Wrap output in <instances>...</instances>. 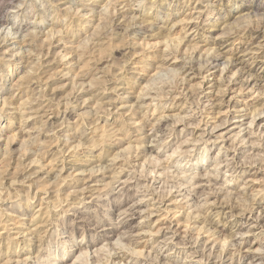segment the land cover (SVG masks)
I'll list each match as a JSON object with an SVG mask.
<instances>
[{"label": "clouds", "instance_id": "obj_1", "mask_svg": "<svg viewBox=\"0 0 264 264\" xmlns=\"http://www.w3.org/2000/svg\"><path fill=\"white\" fill-rule=\"evenodd\" d=\"M5 4L0 264H264V181L246 180L264 174V81L243 64L215 81L227 45H264V0Z\"/></svg>", "mask_w": 264, "mask_h": 264}, {"label": "rangeland", "instance_id": "obj_2", "mask_svg": "<svg viewBox=\"0 0 264 264\" xmlns=\"http://www.w3.org/2000/svg\"><path fill=\"white\" fill-rule=\"evenodd\" d=\"M6 7H10V5H7V4H5L4 6H0V14H3V12L5 11V8ZM197 9H200L201 8V5H196L195 6ZM206 15L207 14H205L204 16H201V20H203V19H205L206 18ZM185 18L186 19H189V17H188V15L187 14H183V15H181V16H179L177 19H179V20H185ZM221 28H223V25H221ZM220 33L219 32H217L216 33V35H219ZM175 35L176 36H179L180 35V33H179V31H177V32H175ZM46 36H48V35H45L44 36V38L40 41V44H41V50H40V52L39 53H37V58L39 59V61H40V64H39V66H37V72H38V74H39V78L40 79H43L45 82H47V76L46 75H44V70L45 69H47V74L48 75H51V73L52 72H54V71H57L58 69H56V68H51V67H49V65H48V61L50 60V59H52L57 53H59L60 51H61V49L57 46V38L53 35L51 38L48 36V37H46ZM252 36H249L248 37V39L247 40H244V41H242L241 43L243 44V47H241V48H244L245 46H249V45H251V43H252V41H254V40H256V39H254V38H251ZM45 38H46V40H45ZM253 39V40H252ZM259 40V39H258ZM46 41V42H45ZM157 41L159 42V40H150V41H148V42H150V43H157ZM86 43V42H85ZM248 44V45H247ZM253 44H255V43H253ZM209 46H212L211 44L209 45ZM213 46H215V45H213ZM230 46H232V45H228L225 49H227V48H229ZM233 47V46H232ZM239 47V46H238ZM237 47V48H238ZM240 48V47H239ZM226 52H228V56H232L233 54L230 52V51H226ZM99 55L102 57L103 55H104V51L103 50H101V52L99 53ZM35 64H36V62H34L33 61V65L35 66ZM0 70H3V72L5 73V75L7 76V74H8V71H9V69L7 68V67H4V66H0ZM37 72H34L33 74H32V76H33V83H35V79H36V77H37ZM21 75H22V73H21ZM17 78H19V77H17ZM46 79V80H45ZM206 79H209L208 77H206ZM259 80V79H258ZM260 80H263L264 81V77H262ZM195 83H199V81H196ZM201 87H203V88H208L207 87V83H205V81H204V83L201 85ZM229 87V90H231V89H235V88H240V85L239 84H236V83H234V84H232V85H230V86H228ZM242 89V88H241ZM37 90H39V86H37ZM45 91H47V89L45 88ZM225 110V109H224ZM229 110H230V108H229ZM225 113H226V111H225ZM216 116L217 117H219V115L218 114H216ZM264 123V119H262L261 121H257V123ZM258 123V124H259ZM10 135H12L11 133L9 134V136ZM51 163V162H50ZM261 176V177H260ZM255 179L257 182H260V183H258L257 184V187H258V185H260L261 186V181H264V174H250V175H248L247 177H246V179ZM263 178V179H262ZM259 188V187H258ZM261 188V187H260ZM37 190H39V189H37ZM55 196H56V198L57 199H59L60 198V196H61V193H60V190L59 189H57L56 190V192H55ZM170 211H171V209H170ZM259 212L257 211V214H258ZM155 219V218H154ZM187 219V218H186ZM186 219H185V221H186ZM183 221V220H182ZM181 222V221H180ZM190 225L187 223V228L189 227ZM186 228V229H187ZM256 247H259V242L255 239V238H253L251 241H250V243L247 245V247H246V249L247 248H256ZM18 259L17 260H19L20 258H22V257H17Z\"/></svg>", "mask_w": 264, "mask_h": 264}, {"label": "bare ground", "instance_id": "obj_3", "mask_svg": "<svg viewBox=\"0 0 264 264\" xmlns=\"http://www.w3.org/2000/svg\"><path fill=\"white\" fill-rule=\"evenodd\" d=\"M185 20H188L185 18ZM48 37V36H46ZM251 38H254V36H252ZM256 40L252 41L251 45L249 46H245L244 48H238L237 47H232L230 46L229 48L225 49V51H229V49L231 50L230 52L234 55H230L228 56L227 58L229 59H232L234 61V65L232 67L229 68V70L225 73H220L219 71L216 72V76H215V81H216V91L218 92L219 91V82H220V79L223 77V78H227L228 76H231V74L233 72L236 71V68L237 67H241L242 64H243V74L242 75H238L237 76V79L238 80H243L244 79V76L246 75H251L253 77V79L251 81L248 82V86L251 87L253 84L256 83V81L259 79H261L262 77H264V58H261V59H253V58H250L248 61L244 62V61H240V60H237L236 58L237 57H240L242 53H245V52H248V51H253L255 52L256 49H259V48H262L264 47V45H262L261 43V39L258 40V38H254ZM46 40V38H45ZM253 40V39H252ZM46 42V41H45ZM149 44H153V43H150L148 42ZM157 43H160V41ZM255 43V44H253ZM231 45V44H229ZM248 45V44H247ZM213 46V45H212ZM228 46V45H227ZM257 56H261V53H256ZM35 62V61H34ZM46 80V79H45ZM263 81V80H262ZM205 83H207V87H209V79H206L205 77ZM235 83V82H234ZM233 83V84H234ZM243 86L240 85V88H242ZM239 88V87H238ZM224 112H228L229 109H225L223 110ZM219 116L221 115V112L218 110L217 113ZM259 123V122H258ZM257 123V124H258ZM11 136V135H10ZM51 161H49L50 163ZM261 177V176H260ZM263 179V178H262ZM248 181H251V184L255 187V189L259 190L260 189V185H258L257 187V184L260 183V182H257L255 179H246ZM170 211V209H169ZM172 211V209H171ZM259 212V210H257ZM186 219V218H185ZM180 224H183L184 225V228L186 229L187 228V219L186 221L183 220L181 222H179ZM247 250V249H246ZM18 259V258H17ZM22 259V258H20ZM19 259V260H20Z\"/></svg>", "mask_w": 264, "mask_h": 264}]
</instances>
